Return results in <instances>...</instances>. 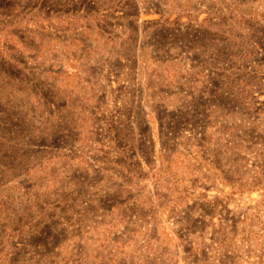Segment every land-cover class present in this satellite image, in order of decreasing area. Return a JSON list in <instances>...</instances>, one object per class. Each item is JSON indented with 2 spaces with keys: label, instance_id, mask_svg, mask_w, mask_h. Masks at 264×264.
<instances>
[{
  "label": "rangeland",
  "instance_id": "1",
  "mask_svg": "<svg viewBox=\"0 0 264 264\" xmlns=\"http://www.w3.org/2000/svg\"><path fill=\"white\" fill-rule=\"evenodd\" d=\"M0 264H264V0H0Z\"/></svg>",
  "mask_w": 264,
  "mask_h": 264
}]
</instances>
